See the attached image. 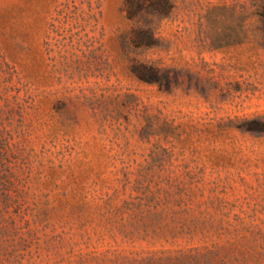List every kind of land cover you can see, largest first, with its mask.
<instances>
[{"label": "rangeland", "instance_id": "374dc122", "mask_svg": "<svg viewBox=\"0 0 264 264\" xmlns=\"http://www.w3.org/2000/svg\"><path fill=\"white\" fill-rule=\"evenodd\" d=\"M0 0V264H264V0Z\"/></svg>", "mask_w": 264, "mask_h": 264}, {"label": "trees", "instance_id": "16d2710c", "mask_svg": "<svg viewBox=\"0 0 264 264\" xmlns=\"http://www.w3.org/2000/svg\"><path fill=\"white\" fill-rule=\"evenodd\" d=\"M173 5V0H125L127 16L137 21L144 20L133 31V39L138 45H153L155 43L154 20L167 16Z\"/></svg>", "mask_w": 264, "mask_h": 264}]
</instances>
